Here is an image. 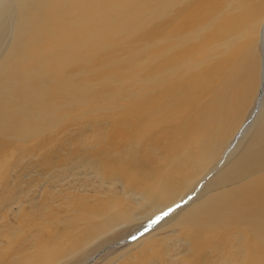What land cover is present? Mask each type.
Returning <instances> with one entry per match:
<instances>
[{
    "label": "rangeland",
    "instance_id": "374dc122",
    "mask_svg": "<svg viewBox=\"0 0 264 264\" xmlns=\"http://www.w3.org/2000/svg\"><path fill=\"white\" fill-rule=\"evenodd\" d=\"M116 1L120 8L123 0ZM129 4L131 10L120 9L107 23L110 29L101 46L120 50L101 51L104 59H127L135 26L147 24L136 21L137 7L147 10L152 1ZM149 26L157 29L155 22ZM241 35L244 39V28ZM135 44L133 51H142L149 40L143 36ZM77 57L82 62L68 68L74 81L81 80L87 58L82 53ZM94 68L87 66L82 74L93 77ZM104 89L99 86L98 99L86 102L51 101L28 132L24 114V134L0 158V264H264V240L243 227L178 212L206 179L226 142L194 137L193 115L160 106L149 92L145 103L130 100L129 92L110 103L100 99ZM224 188L213 186L209 194ZM168 209L176 214L138 236ZM257 228L264 234V226ZM91 242L93 246H86Z\"/></svg>",
    "mask_w": 264,
    "mask_h": 264
},
{
    "label": "bare ground",
    "instance_id": "6f19581e",
    "mask_svg": "<svg viewBox=\"0 0 264 264\" xmlns=\"http://www.w3.org/2000/svg\"><path fill=\"white\" fill-rule=\"evenodd\" d=\"M130 1L123 0L119 8L116 0H0V158L13 139L18 142L36 127L40 110L51 101L98 99L101 86L100 99L106 102L129 92L130 100L145 103L149 92L160 106L191 113L194 137L226 142L206 172L210 179L195 186L192 199L178 212L187 210L213 223L226 219L264 240L257 228L264 226V0H151L147 10L137 7L136 21L147 24L135 26L127 59H104L101 51L120 50L101 46L107 23L120 9L131 10ZM151 22L157 29L148 27ZM143 36L149 44L133 51ZM80 53L88 58H83V70L95 67L96 73L84 76L81 70V80L74 81L68 68L82 62ZM248 117V126L257 125L249 131ZM234 179L238 184L227 188ZM213 186L225 188L209 194ZM204 194L209 195L201 200ZM171 211L155 216L138 236L166 223L176 214Z\"/></svg>",
    "mask_w": 264,
    "mask_h": 264
}]
</instances>
